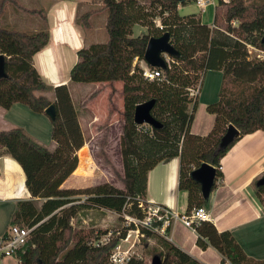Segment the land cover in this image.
Here are the masks:
<instances>
[{"label": "trees", "instance_id": "1", "mask_svg": "<svg viewBox=\"0 0 264 264\" xmlns=\"http://www.w3.org/2000/svg\"><path fill=\"white\" fill-rule=\"evenodd\" d=\"M22 1L0 0V54L5 55L7 74L0 79V106L9 109L23 103L34 112L45 113L53 104L56 117L51 119L53 149L39 143L21 126L0 129V156L9 154L20 164L31 194L29 199L17 202L11 218L12 225L32 228L26 245L15 256L20 264H111V253L136 224L131 221L124 231L114 234L107 229L87 228L82 217L85 209H106L142 220L149 204V172L175 157L180 158L178 188L188 192L185 214L207 207L209 201L190 173L206 162L217 167V180H222L221 159L242 137L264 131V0H217L213 26L202 23L195 14L180 16L178 0H143L147 5L143 6L144 14L138 0H102L101 8L85 10L79 16V23L88 31L93 26L92 17L105 12L107 40L77 52L70 80L112 85L121 82L124 98L120 137L124 172L118 174L124 188L106 182L84 190L62 188L78 168V152L86 142L78 110L67 84L55 87L54 101L44 94L48 85L34 65V56L50 43L49 29H16L15 24L6 23L8 11L1 25L8 5L20 10L15 18H21V24H34L36 15L47 24L44 9L28 7ZM15 23L21 25L18 20ZM137 24L147 27L148 32L133 36ZM165 32H169L170 42L180 55L165 56L167 68H159L161 76L149 80L143 75L146 47L151 37ZM207 70L222 71L223 81L219 100L207 106L215 116L214 126L201 136L190 131L198 100V93L193 96L191 90L193 77L201 74L202 84ZM115 90L112 86L113 93ZM152 99L156 102L151 113L161 128L138 125L134 120L136 106ZM229 124L240 131V136L219 150ZM255 191L264 206V185L255 183ZM153 226L160 228L162 222ZM140 228L142 233L148 232L144 226ZM169 232L170 226L164 235L151 232L156 243L151 255L160 254L162 264H202L166 238ZM196 233L197 245L215 248L221 254V263L228 258L233 264H264V259L248 257L229 230L219 231L211 221L201 222ZM126 264L147 263L132 256Z\"/></svg>", "mask_w": 264, "mask_h": 264}, {"label": "rangeland", "instance_id": "2", "mask_svg": "<svg viewBox=\"0 0 264 264\" xmlns=\"http://www.w3.org/2000/svg\"><path fill=\"white\" fill-rule=\"evenodd\" d=\"M138 1L141 3L142 8L140 12L141 14H144L143 12L145 11L143 6L146 4L143 3V0ZM22 2L31 8L44 9L48 17L47 24L44 23L41 15L33 16L34 20H36L34 24H21V18H15L16 13L19 15L20 10L12 5H8L7 10L1 17V25H4V19L8 11L9 15H7L6 23H9L10 25L15 24L14 28L16 29L23 31H40L45 28L49 29L53 44L37 59L42 78L48 85V90L44 94L54 101L56 99L55 87L67 84L74 106L80 114V122L82 123L85 132V146L87 147L86 151L88 153V160L81 163L78 152V168L65 182L64 188L84 190L85 188L95 187L106 182L119 188H124L118 175L123 174L124 172L119 142L120 124L123 125L124 110V105L123 110H119L121 99L123 98V94L121 93L122 90H119L120 98L115 99L116 95H118L116 94L117 90H115L114 93H110L112 90L110 86H114L116 83L113 85H109L108 83H75L70 80V70L77 61V52L81 48L88 46L90 43L89 41L91 40L88 36L89 34L87 30L79 23V16L87 9L84 7L86 4L81 0H23ZM193 3V0H188V5ZM10 6L12 7L9 10ZM193 10H196V6L188 7L186 11L191 12ZM24 14L28 18H32L31 14ZM213 15L214 5H210L205 10V13H203V23L212 25ZM14 20L15 22L18 20L21 25H16ZM147 21L150 22V18L147 19ZM76 25L79 26V31L75 29ZM146 28L141 24L135 25L133 28V36L146 34L148 32V29ZM77 33L80 34L81 38L78 37ZM81 34L84 35L82 36ZM253 52L254 54L257 53L256 51ZM221 74L222 73L219 70H207L202 76V80L205 78V75L206 80L207 76L214 75L218 76L219 79ZM200 76L193 77L194 79L192 82L193 86L191 94L193 96L197 94V91L199 92L200 88H202V91L196 103L194 119L190 131L194 130V127H207V116L208 114H211L207 111V106L219 100L222 86V75L221 82L219 80L218 83L211 86H209L207 81L206 83H202L204 85L200 84ZM65 79V83L56 85L54 83L56 80ZM215 91L217 92L214 96ZM104 93L105 97L100 99V96L103 97ZM192 98L193 100L195 99L194 97ZM206 100L209 101L207 106H205ZM94 102H100L101 104H99L98 107H101L102 109L104 108V105H107L108 112L111 114L109 116L108 113L107 119L102 123L91 127L90 119H86L85 117L88 113H91L89 106ZM10 117L11 121L16 123V126L24 127L39 143L50 149L54 148L52 140L53 125L51 118L46 113L34 112L28 105L18 103L12 109ZM114 117L116 118L114 119ZM93 118H95V116H93ZM112 122L114 124H111ZM159 166L162 168V181L159 179V182L168 186L167 183L170 182V177L174 174V176L177 177L176 188L178 189L180 158L175 157L168 162L160 163ZM3 167L6 168V164H4ZM155 169L156 168H154V170ZM6 172H9V178H12L11 168L7 167ZM13 177L14 181H16V176ZM18 184H21L20 188L23 190L25 189V182L24 184ZM162 184L158 183V186L162 187ZM158 203L162 202L158 201ZM164 205L171 210V212L176 209L167 204ZM82 217L84 219L83 226L99 230H111L113 234L115 232L124 231L131 221L134 222L136 224L135 229L127 231L126 237L121 240L119 246L122 250L127 251L130 257L137 256L144 258L147 264H151L153 257L156 255L150 254V250L156 245L151 232L154 231L160 235L165 234V232H161L160 228L154 226L146 227L139 224V221L136 218L124 214L120 215L106 209L88 208L82 212ZM142 226H144L148 232L142 233L140 228ZM166 238L169 239V236ZM210 261L213 263L215 262V259L210 258Z\"/></svg>", "mask_w": 264, "mask_h": 264}, {"label": "crops", "instance_id": "3", "mask_svg": "<svg viewBox=\"0 0 264 264\" xmlns=\"http://www.w3.org/2000/svg\"><path fill=\"white\" fill-rule=\"evenodd\" d=\"M81 1L86 4L84 6L87 8L86 10L102 7V0ZM193 2V4L189 5L188 0H186V3L180 2L177 13L180 16L196 13L195 15L199 17L202 23L204 21L203 13H205V10L208 8V6L214 5L215 10V6L217 4V0H211V4L207 5L205 8H202L196 3V0H193ZM192 6H196V10L187 12L186 10L188 7ZM23 19H25V17H23ZM105 20V12H101L98 15L92 17L91 21L93 26L87 31L89 34L88 36L91 38L89 41L90 43L88 42L89 45L107 40ZM213 23L209 26H213ZM75 29L79 31L80 28L78 25H76ZM77 35L81 38L79 33H77ZM81 35L83 36L84 34ZM52 44L53 42L50 39L49 45L34 56V65L37 67L39 72L40 69L37 64V59L42 55V53H44V51H47V49H49ZM220 72L222 73V71ZM221 75L223 81V73ZM221 75L219 76V79L216 75L207 76V80L205 75L202 83H206L207 81L209 86H211L218 83L219 80L221 82ZM65 82L66 79L56 80L54 83L56 85ZM114 87L117 90L116 94H118L116 95L115 99L120 98L119 90H122V83L116 82ZM110 88H112V86H110ZM201 91L202 88H200L198 92V98L200 97ZM216 92L217 91H215L214 96L216 95ZM104 97L105 93L103 97L100 96V99H103ZM208 102L209 101L206 100L205 106L208 105ZM17 104L18 103L13 104L9 109H5L0 106V129H10L16 127V123L11 121L10 113ZM99 104L101 103H91L89 106L91 113H88L85 117L86 119H90L91 127L102 123L108 117L109 112L107 105H104V108L102 109L101 107H98ZM120 105L121 106H119V110H123V98L121 99ZM93 116H95V118H93ZM115 118L116 117H114V119ZM207 120V127H194L195 131L192 130L191 133L201 136L207 135L214 126V116L212 114H208ZM111 124L114 123L112 122ZM81 127L84 132L82 123ZM121 133L122 124H120V137ZM3 163L6 164V168L3 167ZM7 167L11 168L12 178H9V172H6ZM155 168V170L152 169L154 171L151 170L149 172L148 176V201L161 205L165 208L167 207L164 204L175 207V211H172L173 214H185L188 205V192L176 188L177 177L174 176V174L170 177L171 180L169 183H167L168 186L164 183L162 184V182H159V179L162 178V168L159 166V164ZM221 171L223 173V179L217 181V186L214 190H212L210 195L209 206L206 208L210 212L212 218L215 220L214 224L216 225L217 229L219 231L229 230L248 257L258 260L264 259V206L255 191L256 181L264 174V131L260 130L239 139L228 151V153L221 159ZM13 176H16V181H14ZM24 182L25 173H23L20 164L9 154L3 153L0 156V238L4 237L8 233L9 228L12 225L11 218L17 208V202L19 200H25L31 197V194L27 190L26 184L24 190L20 188L21 184H18H24ZM158 183L162 184V187L158 186ZM64 184L62 185V188H64ZM158 201L162 203H158ZM197 239V233L187 229V227H185L181 221L176 219L173 220L169 232L170 241H172L182 250L189 253L202 264H220L221 254L211 246L207 247L206 249H202L197 245ZM210 258H214L215 262L212 263ZM0 264L20 263L15 255H3L0 251Z\"/></svg>", "mask_w": 264, "mask_h": 264}, {"label": "water", "instance_id": "4", "mask_svg": "<svg viewBox=\"0 0 264 264\" xmlns=\"http://www.w3.org/2000/svg\"><path fill=\"white\" fill-rule=\"evenodd\" d=\"M183 3L186 0H178ZM262 43L264 44V36L262 38ZM179 56V52L170 42L169 32H165L159 37H151L148 41L144 61L145 63L152 68H161L166 69L167 63L165 61V56ZM7 77L5 71V55L0 54V79ZM155 99L140 103L136 106L134 112V120L138 125L148 124L153 128H161L162 125L157 121L151 113L152 108L155 105ZM45 113L51 118L56 117V109L52 104L46 110ZM240 136V131L233 125L229 124L227 131L222 136L219 143V150L227 148L235 139H238ZM168 162V161H167ZM217 167L209 164L202 163L198 168H195L191 173V178L200 185L203 198L206 201H209L210 195L214 186L217 183ZM264 185V176L259 178L256 182V186ZM162 256L156 254L151 264H162Z\"/></svg>", "mask_w": 264, "mask_h": 264}, {"label": "built area", "instance_id": "5", "mask_svg": "<svg viewBox=\"0 0 264 264\" xmlns=\"http://www.w3.org/2000/svg\"><path fill=\"white\" fill-rule=\"evenodd\" d=\"M196 3L200 7L205 8L210 3V1L196 0ZM259 52L261 53V51ZM161 74L162 73L159 68H152L146 64V68L144 69L143 73L145 78L153 80L157 77H160ZM174 219L181 221V223L185 227L189 228L192 232L195 233L197 227L200 225L201 222L211 221L215 223V220L212 218L210 212L207 210L206 207H198L193 209L190 214L179 215L173 214L165 207L149 202L147 206V215L145 216V218L139 221V224H142L146 227H153L154 223L162 222L160 230L162 233H164L166 228L168 226H171ZM31 231L32 228L23 227L19 225H11L8 233L4 237L0 238V251L2 252V254L15 255L20 248L26 245ZM104 240H106V238H104ZM129 259V253L127 251L122 250L119 245L110 255L111 264H126ZM220 264L233 263L230 259L224 258V261Z\"/></svg>", "mask_w": 264, "mask_h": 264}, {"label": "bare ground", "instance_id": "6", "mask_svg": "<svg viewBox=\"0 0 264 264\" xmlns=\"http://www.w3.org/2000/svg\"><path fill=\"white\" fill-rule=\"evenodd\" d=\"M86 150H87V147H84V146L79 150V157H80L81 163L88 160V154Z\"/></svg>", "mask_w": 264, "mask_h": 264}]
</instances>
